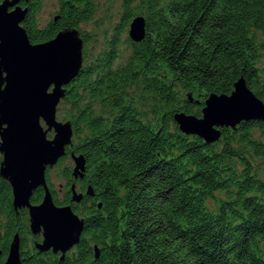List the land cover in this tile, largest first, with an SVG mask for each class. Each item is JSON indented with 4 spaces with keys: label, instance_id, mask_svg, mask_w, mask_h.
<instances>
[{
    "label": "trees",
    "instance_id": "1",
    "mask_svg": "<svg viewBox=\"0 0 264 264\" xmlns=\"http://www.w3.org/2000/svg\"><path fill=\"white\" fill-rule=\"evenodd\" d=\"M59 4L58 17L40 26L42 1L22 0V25L33 43L65 27L82 32L83 66L58 114L72 122L73 149L86 157L81 190L91 185L94 195L73 202L76 179L64 167V197L53 184L51 191L85 218L80 242L63 258L27 250L20 264H264V119L225 127L205 142L174 118L201 116L210 93L230 94L241 77L264 101V0H124L97 53L90 45L99 37L81 28L95 18L96 1ZM137 15L146 18V35L126 36L123 50L121 34ZM40 198L38 191L32 199ZM17 232L28 248L26 212L0 180L4 254Z\"/></svg>",
    "mask_w": 264,
    "mask_h": 264
},
{
    "label": "water",
    "instance_id": "2",
    "mask_svg": "<svg viewBox=\"0 0 264 264\" xmlns=\"http://www.w3.org/2000/svg\"><path fill=\"white\" fill-rule=\"evenodd\" d=\"M21 2L3 0L0 4V150L4 154L1 174L12 185L15 208L29 207L31 231L43 236L36 243L37 248L61 252L63 258L80 242L85 218L72 204L55 202L46 182V170L58 163L72 144V122L60 120L57 112L67 85L83 66L84 39L80 28L73 26L61 29L48 41L33 43L22 25L27 8ZM146 24L144 15L135 16L129 36L134 41L144 39ZM189 97L193 100L192 93ZM174 118L182 132L214 142L224 127L236 128L244 120L264 119V101L241 77L230 94L210 93L201 116L178 111ZM51 131L53 136H49ZM71 156L73 177L82 179L86 157L74 151ZM41 185L45 186V195L33 205L30 198ZM71 190L72 201L81 202L85 194L77 191L76 182ZM86 194L94 195L91 185ZM95 252L99 257L98 246ZM20 263V235L16 233L4 264Z\"/></svg>",
    "mask_w": 264,
    "mask_h": 264
},
{
    "label": "rangeland",
    "instance_id": "3",
    "mask_svg": "<svg viewBox=\"0 0 264 264\" xmlns=\"http://www.w3.org/2000/svg\"><path fill=\"white\" fill-rule=\"evenodd\" d=\"M41 1H42V7H41L39 15H38V20H39L40 26H45L57 14L58 6H59V0H41ZM95 1H96V4L98 5V11L95 15V18L93 20L87 22V23H83L81 25V28L88 31V32L96 33L97 36L99 37L100 41L98 42V45H94L93 43H91V45H90L91 47L93 46L92 47L93 52L97 53L98 50L100 49L99 47L103 45V41H104L103 35H105L104 32L105 31L109 32V31L113 30L116 27V25H118L120 18H121V15H122V12H123L122 7H123L124 0H95ZM129 29H130V26L127 28V30L125 32H122V34H121V36L123 38L122 39L123 43H121V48L123 50L128 49V46H127L128 44L126 42L124 43V40L126 39V36L129 35ZM261 65L264 66V55L263 54L261 56ZM62 106H65L63 103V99H61V101L59 102L58 108H61ZM57 115H58V118L60 120H63V115L58 114V112H57ZM53 135H54V132L51 131L49 133V136H53ZM73 138H74V133H73ZM73 138H72V144L69 145V147L67 148V153L64 155V156L68 155V149L70 148L68 158H66V160L64 161L65 164H63V166L58 167V166H56L58 163H56L54 166L48 167L46 170V173L48 174L47 176L51 177V182L54 185V187L56 189L57 196L60 199L64 197L65 190L67 188V180L64 177V175L62 174L63 168L70 166L73 169V167H74V160L72 159V156H71V152L74 151L73 142H75V140ZM64 156H62V157H64ZM74 182H76L77 191L78 192H81V191L84 192L83 190H81V186H82L81 180L76 179ZM71 185H70V188H71ZM12 192H13V190H12ZM84 194H86V191L84 192ZM68 253H71V251H68L66 254H68Z\"/></svg>",
    "mask_w": 264,
    "mask_h": 264
},
{
    "label": "flooded vegetation",
    "instance_id": "4",
    "mask_svg": "<svg viewBox=\"0 0 264 264\" xmlns=\"http://www.w3.org/2000/svg\"><path fill=\"white\" fill-rule=\"evenodd\" d=\"M59 6H60V4H59ZM59 6H58V9H59ZM58 17V15L56 14L55 15V19ZM0 141H1V139H0ZM3 162H4V154H3V152L0 150V180H2V181H4L5 183H7L10 187H11V192H12V185H11V183L6 179V178H4L3 176H2V174H1V168H2V166H3ZM48 174L46 173V182H47V184L49 185L48 187H49V189H51V185H52V182L49 180V178H48V176H47ZM40 192L41 193V198L40 199H38V201H33V195L36 193V192ZM45 192H46V189H45V186H43V185H41V186H39L38 188H36L34 191H33V194H32V196H31V198H30V201H31V203L33 204V205H36V204H39L42 200H43V197H44V195H45ZM12 196H13V192H12ZM13 204H14V202H13ZM14 207H15V205H14ZM16 210H23V211H25L26 212V216H27V218H28V224H29V228H30V213H29V207H22V208H15ZM30 231H31V228H30ZM18 233V232H17ZM19 234V233H18ZM20 235V234H19ZM34 236H38L39 237V239H37L36 237H34ZM21 237V236H20ZM42 238H43V236H42V234H39V233H37V234H34L32 231H31V235L27 238V246H28V248H24V247H22V245H21V240H20V255H21V257H22V255L25 253V252H27V250H33L34 248H37V246H36V243L38 242V241H41L42 240ZM21 239V238H20ZM12 241V240H11ZM11 241H10V244H9V246H8V249H7V254H4L3 253V249L2 248H0V264H4V262L6 261V259H7V257H8V254H9V250H10V245H11ZM38 249V248H37ZM73 249H74V247L71 249V250H69V251H73ZM53 252V251H52Z\"/></svg>",
    "mask_w": 264,
    "mask_h": 264
},
{
    "label": "bare ground",
    "instance_id": "5",
    "mask_svg": "<svg viewBox=\"0 0 264 264\" xmlns=\"http://www.w3.org/2000/svg\"><path fill=\"white\" fill-rule=\"evenodd\" d=\"M225 128V127H224ZM223 129V128H222ZM196 135V134H195Z\"/></svg>",
    "mask_w": 264,
    "mask_h": 264
}]
</instances>
